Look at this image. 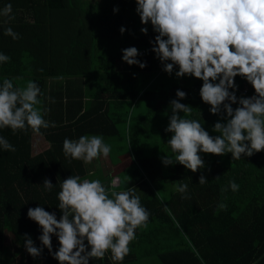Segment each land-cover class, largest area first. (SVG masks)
Instances as JSON below:
<instances>
[{"label":"trees","instance_id":"trees-1","mask_svg":"<svg viewBox=\"0 0 264 264\" xmlns=\"http://www.w3.org/2000/svg\"><path fill=\"white\" fill-rule=\"evenodd\" d=\"M8 4L12 18L0 23V53L10 61L0 63V84L5 77L14 86L37 83L42 93L37 107L55 126L41 128L50 146L36 155L31 128L15 133L0 128V136L16 149L10 152L0 147V264H59L46 247L35 258L26 251L25 234L42 247L38 239L42 230L27 213L41 206L59 219L62 181L77 175L93 180L101 173L90 175L83 161L64 155V139L76 140L81 135L126 140L113 146V160L118 161L124 150L130 151L132 161L122 171L130 173H120L123 183L114 190L135 187L141 205L150 213L147 222L172 225L185 242L158 250L160 264H264V151L239 160L231 153L201 152L205 167L195 173L179 163L163 164L162 157L173 155L167 144L172 134L165 129L178 89L187 93L180 102L192 106L188 118L198 120L210 135H219L213 126L224 121L203 102L202 80L189 77L175 83L164 79L166 72L150 43L156 33L150 23L148 33L141 32L145 25L136 12V0H0V9ZM8 27L20 38L5 35ZM121 27L126 29L123 34ZM133 46L139 50L138 59L147 62L146 68L122 60V49ZM235 82L255 93L246 79L237 76ZM236 94L240 96L239 91ZM120 123H125V136L120 134ZM201 175L208 180L203 185L199 184ZM102 178L111 188V177ZM45 179L53 183L51 191L44 188ZM233 180L238 191L228 187ZM177 183L187 184V191L178 192ZM141 231L136 229V237ZM8 232L14 239L13 251L6 243ZM133 241L123 261H113L109 251L90 264H141V255L150 253L141 254L138 240ZM52 242L53 251L58 250L56 236Z\"/></svg>","mask_w":264,"mask_h":264},{"label":"clouds","instance_id":"clouds-1","mask_svg":"<svg viewBox=\"0 0 264 264\" xmlns=\"http://www.w3.org/2000/svg\"><path fill=\"white\" fill-rule=\"evenodd\" d=\"M136 4V12L145 25L141 32L146 35L150 23L156 33L150 43L162 70L169 75L175 71L178 78L202 80L203 102L224 121L213 126L219 135H210L198 120L188 118L192 106L180 102L187 98V93L178 89L177 99L170 102L172 114L165 129L172 134L167 144L173 155L162 157L163 164L179 163L195 173L205 167L201 152L218 156L231 153L234 160H239L264 151V0H136ZM11 13V4L0 10L5 17L12 18ZM120 31L123 34L126 29L121 27ZM4 34L20 38L11 27ZM122 53V60L128 65L147 67L146 61L138 59L136 47L122 49ZM8 61L10 57L0 53V63ZM237 76L252 85L254 95L237 96ZM41 95L34 81L21 87L5 77L0 84V128H11L13 133L31 128L39 134L41 128L54 127L37 107ZM234 104L238 106L233 108ZM0 147L10 152L16 150L3 136ZM111 151L102 135H81L76 140L63 141L64 155L85 164L101 156L107 158ZM207 182L201 175L199 184ZM121 183L118 177L114 178L109 188L99 179L78 175L64 179L58 193L62 213L59 219L41 206L28 209V218L42 230L38 237L42 247H37L31 236L25 234L26 251L35 258L46 247L59 264H90L109 251L113 261H123L136 238V229L146 226L150 213L141 205L135 187L114 190ZM43 186L47 191L54 187L50 179H45ZM175 187L185 193L188 185L177 183ZM228 187L233 191L239 189L234 180L229 181ZM53 236L59 242L56 251Z\"/></svg>","mask_w":264,"mask_h":264},{"label":"rangeland","instance_id":"rangeland-1","mask_svg":"<svg viewBox=\"0 0 264 264\" xmlns=\"http://www.w3.org/2000/svg\"><path fill=\"white\" fill-rule=\"evenodd\" d=\"M90 2H99L101 0H87ZM178 70V69H176ZM164 79L167 80H173L175 83H183L182 81H184V79H187L189 77L185 76L183 78H178L175 75V71L173 72L172 75H169L168 73H164L163 75ZM125 123H120V134L125 136L126 134V129L124 127ZM126 140H121L120 137H114V140H111L109 142V145L111 146V153L108 156V159H104L102 158V156L100 157L99 161L96 162V160L94 161V163H90L89 166H91L93 169L96 168L97 165L102 166L103 168L101 169V173L97 172V177H94L92 179H99L102 180V175H104V172H108L110 169L111 170V174H116L120 169L124 168L127 164H129L132 161L131 158V154L130 151L128 150H124L125 153L121 156H119V160H113V154L114 150H113V146H117V145H121L123 142H125ZM33 143L38 144L36 146L37 149H46L49 144L47 142V140H45V138L40 135L37 136L33 139ZM115 149V148H114ZM115 159V158H114ZM111 161V162H108ZM108 162V163H107ZM119 164V165H118ZM122 175H126L129 174L130 171L126 170L125 172H121ZM101 178V179H100ZM142 231L141 234H139L135 240L137 249L139 250V252L142 253H146L149 252L148 256H142L141 255V260L142 263L141 264H160V262L157 259V251L160 249H164V248H172L174 245L177 244H181V245H185V242H183V238L182 236H180V234H178L176 232V230H174L175 228H173L172 225H166V224H158V222H147L146 226H141L139 227ZM176 234V235H174ZM172 238H174V240H172ZM176 240V242H175ZM14 239L12 238V234H10L9 232L6 233V243L12 248V251L14 249ZM183 242V243H182Z\"/></svg>","mask_w":264,"mask_h":264},{"label":"crops","instance_id":"crops-1","mask_svg":"<svg viewBox=\"0 0 264 264\" xmlns=\"http://www.w3.org/2000/svg\"><path fill=\"white\" fill-rule=\"evenodd\" d=\"M1 10V9H0ZM9 17H5V16H2V15H0V23H5V22H9V20H6V19H8ZM239 88V87H238ZM238 95V94H237ZM239 96V95H238ZM241 96V95H240ZM40 135H42L44 138H45V136L43 135V134H37V133H35L34 135H33V139L35 138V137H37V136H40ZM103 138H104V141L106 142V143H108L109 144V142L111 141V140H113V138H109V137H104L103 136ZM45 140H46V138H45ZM48 142V141H47ZM48 144H49V142H48ZM38 144H35L34 145V143H33V140H32V152H33V154L34 155H36V154H39V153H41V152H43V151H45L46 149H48L49 148V146H50V144H49V146L46 148V149H43V150H41V149H37L36 148V146H37ZM102 158H104L103 156H102ZM99 159L100 158H98V159H95L96 160V162L97 161H99ZM104 159H108V157L107 158H104ZM95 160H93V162H92V164L94 163V161ZM108 162H111V161H109L108 160ZM107 162V163H108ZM86 165V168H87V171H88V173L90 174V175H92V174H94V173H96L98 170H101L103 167L102 166H99V165H97L96 166V168H92L91 166H89L90 164H85ZM119 165V164H118ZM125 168V167H124ZM124 168H122V169H120L116 174H111V170L112 169H110L107 173L106 172H104L103 174L105 175V176H108V177H111V180L115 177V176H118L119 178H120V181H121V172L124 170ZM90 177V176H89ZM87 179H90V178H87ZM91 180V179H90ZM110 185H111V182H110ZM134 242V241H133Z\"/></svg>","mask_w":264,"mask_h":264},{"label":"built area","instance_id":"built-area-1","mask_svg":"<svg viewBox=\"0 0 264 264\" xmlns=\"http://www.w3.org/2000/svg\"><path fill=\"white\" fill-rule=\"evenodd\" d=\"M238 91H239V93H240V95L241 96H243V97H251L252 95H254L255 93H253L252 91H251V88L248 86V85H244V86H242V87H239L238 88ZM238 96V95H237ZM241 96H238V97H241ZM118 176H116V177H114V178H117ZM113 178V179H114ZM119 178V177H118ZM120 179V178H119ZM120 185V184H119ZM119 185H117V186H119Z\"/></svg>","mask_w":264,"mask_h":264}]
</instances>
